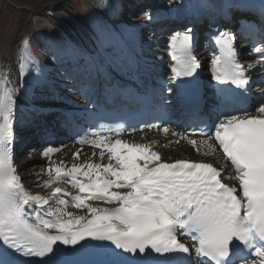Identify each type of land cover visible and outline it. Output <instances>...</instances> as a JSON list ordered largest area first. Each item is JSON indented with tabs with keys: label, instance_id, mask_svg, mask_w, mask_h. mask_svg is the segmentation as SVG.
<instances>
[{
	"label": "snow or ice",
	"instance_id": "obj_1",
	"mask_svg": "<svg viewBox=\"0 0 264 264\" xmlns=\"http://www.w3.org/2000/svg\"><path fill=\"white\" fill-rule=\"evenodd\" d=\"M193 40L190 28L170 35V81L192 78L200 69ZM215 43L219 54L210 61L211 76L230 86L220 89L227 107L229 96L248 93L249 72L256 65L239 62L234 34L220 32ZM253 51L264 56V49ZM16 95L15 88L0 89V252L23 257L25 264H45L61 246L74 251L94 243L119 258L98 264H182L170 259L176 256L186 257L188 264H264V101L254 113L223 112L213 124L191 133L144 126L171 133L177 143L187 141L202 156L216 158L215 163L165 160L154 150L155 142L119 138L123 125L107 128L115 136L94 131L90 139L86 133L78 143L100 149L92 154L98 161L87 157L70 168L53 162L48 179L38 185L51 189L45 197L25 188L14 165ZM56 151L45 147L42 156ZM65 178L77 194L53 187ZM62 195H71V206L86 212L67 211L69 200ZM150 255L154 259L145 261Z\"/></svg>",
	"mask_w": 264,
	"mask_h": 264
},
{
	"label": "bare ground",
	"instance_id": "obj_2",
	"mask_svg": "<svg viewBox=\"0 0 264 264\" xmlns=\"http://www.w3.org/2000/svg\"><path fill=\"white\" fill-rule=\"evenodd\" d=\"M82 1L91 9L97 20L93 26L87 25L82 20L71 0H42L40 3L20 0L21 4L18 3L19 1L14 3L24 8L22 22L29 26H23L5 44L0 38V89L8 87L17 91L14 105L13 148L17 145L22 151L20 156H13L14 165L25 188L33 194L39 193L45 197L51 195V189H44L38 185H42V182L48 179L47 168L53 166V162L55 165L63 162L66 168L73 163H83L87 157L98 161V155L92 156V154L93 152L98 154L100 151L90 145L78 146L73 140L65 139L66 136L61 134V115L54 111L56 107L67 108L75 106V102L81 103L79 96L84 87L93 88L95 70L92 73H83L79 68L75 76L77 82L73 88H71L72 83L69 82L66 85L56 83V74H65L72 64L82 67L80 64L84 58L94 67L105 66L127 82H141L149 75L157 76L160 74L159 67L167 72L169 70L166 60L168 39L176 32L178 19L187 12H194L197 2V0H158L155 2L158 4L156 8L152 6L143 8L141 5L140 13L132 11V8L135 2L141 0ZM209 1L217 6L225 5L229 9H233L235 5L254 6L264 2V0ZM60 9L66 10L67 15L58 12ZM125 9H128V12L122 15ZM114 11L120 13V17L114 15ZM157 11L160 14H157ZM39 16L44 17L46 25L66 39L67 45L70 46L68 53L56 54L52 42L42 39L38 42V49L36 51L32 49L31 34L34 33L33 27H39L41 24ZM159 22L161 28H158ZM24 27L28 28V31H25ZM28 49L34 58L41 62L36 74L31 73L25 63L24 55ZM18 131H27L22 132L21 135L25 137L26 134H32L35 135L32 137L35 139L19 140L16 134ZM53 134L57 135V139L56 143L51 145L46 140ZM119 138L140 143L155 142L154 150L159 151L165 160L170 157L172 160L187 158L215 162L216 159L202 156L187 141L180 140L177 143V137L172 136L171 133L164 134L160 130L126 132L119 134ZM191 138L204 137L192 135ZM169 141L172 143L169 144ZM164 145L169 146L164 147ZM48 146H53L58 151L52 153L50 157H43L42 152ZM78 151L80 155L74 158V153ZM22 155L25 157L22 158ZM28 160L35 162L24 164ZM55 186L66 189L61 181L53 185ZM76 191L74 189V192ZM66 210L76 214L86 212L73 208L71 203Z\"/></svg>",
	"mask_w": 264,
	"mask_h": 264
},
{
	"label": "rangeland",
	"instance_id": "obj_3",
	"mask_svg": "<svg viewBox=\"0 0 264 264\" xmlns=\"http://www.w3.org/2000/svg\"><path fill=\"white\" fill-rule=\"evenodd\" d=\"M19 1V2H18ZM0 0V38L1 42L5 44L7 41H9L10 38L14 37L19 30L23 27L26 26L28 27L29 24L24 25L22 22V13L24 8L22 6L16 5L14 2L20 3V0ZM30 2H37L40 3L42 0H29ZM71 3L76 10V12L80 15L82 20L89 26H93L97 23V20L95 16L93 15L91 9L82 1V0H71ZM21 4V3H20ZM140 4V5H139ZM143 3L141 1L135 2L132 8V11L134 12H140L139 6L141 7ZM149 6V5H148ZM143 7V6H142ZM141 7V8H142ZM155 7V6H154ZM158 7V6H157ZM153 8V7H152ZM156 8V7H155ZM61 14L64 16L67 15L66 10L60 9L58 10ZM128 12V9H125L123 12L126 15ZM141 13V12H140ZM128 15V14H127ZM39 19L41 20V24L39 27H33V34H31V47L33 50L38 49V42L39 40L41 41H50L54 45L55 48V53L63 55L64 53H68L70 50V46L67 45L66 39H64L55 29L52 27L46 25L44 17L39 16ZM24 27L25 31H28V28ZM25 58V63L27 65V68L30 72H34L36 70L35 65L32 63V59L29 57H24ZM31 59V60H29ZM22 132H27V131H18L16 134L18 135L19 140H34L35 135L32 134H26L25 137L22 134ZM20 134V136H19ZM14 154L18 156L21 155V149L19 150V146L14 147ZM25 155H22V158H24ZM21 158V157H20ZM35 161L34 160H28L24 164H33Z\"/></svg>",
	"mask_w": 264,
	"mask_h": 264
}]
</instances>
